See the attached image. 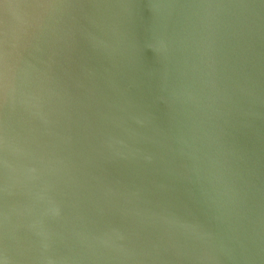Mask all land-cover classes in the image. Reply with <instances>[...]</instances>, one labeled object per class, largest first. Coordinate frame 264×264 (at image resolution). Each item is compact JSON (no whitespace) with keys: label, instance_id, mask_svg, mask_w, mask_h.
Wrapping results in <instances>:
<instances>
[{"label":"water","instance_id":"95a60500","mask_svg":"<svg viewBox=\"0 0 264 264\" xmlns=\"http://www.w3.org/2000/svg\"><path fill=\"white\" fill-rule=\"evenodd\" d=\"M0 264H264V0H0Z\"/></svg>","mask_w":264,"mask_h":264}]
</instances>
